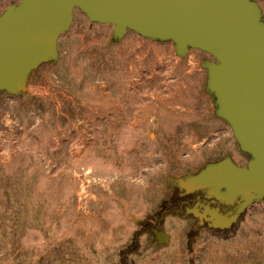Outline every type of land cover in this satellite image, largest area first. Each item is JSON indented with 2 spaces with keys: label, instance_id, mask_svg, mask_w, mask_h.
Here are the masks:
<instances>
[{
  "label": "rangeland",
  "instance_id": "obj_1",
  "mask_svg": "<svg viewBox=\"0 0 264 264\" xmlns=\"http://www.w3.org/2000/svg\"><path fill=\"white\" fill-rule=\"evenodd\" d=\"M215 62L74 10L57 57L0 91V264H117L147 221L166 236L140 234L129 264H264V200L228 236L174 210L210 157L249 161L208 89Z\"/></svg>",
  "mask_w": 264,
  "mask_h": 264
},
{
  "label": "water",
  "instance_id": "obj_2",
  "mask_svg": "<svg viewBox=\"0 0 264 264\" xmlns=\"http://www.w3.org/2000/svg\"><path fill=\"white\" fill-rule=\"evenodd\" d=\"M95 23L171 41L213 55L208 89L217 113L230 126L245 166L230 158L207 164L181 184L183 195L203 191L191 213L198 225L228 228L251 205L264 200V24L252 0H20L0 14V89L19 93L26 76L57 57V40L74 10ZM162 240L166 235L156 232Z\"/></svg>",
  "mask_w": 264,
  "mask_h": 264
},
{
  "label": "trees",
  "instance_id": "obj_3",
  "mask_svg": "<svg viewBox=\"0 0 264 264\" xmlns=\"http://www.w3.org/2000/svg\"><path fill=\"white\" fill-rule=\"evenodd\" d=\"M47 63V62H46ZM43 64H45V63H43ZM43 64H41V65H43ZM41 65H39V66H41ZM38 66V67H39ZM37 67V68H38ZM36 68V69H37ZM0 91H3V92H6L5 90H1L0 89ZM239 148V147H238ZM238 150H240V149H238ZM241 151V150H240ZM225 153V152H224ZM224 153H222V152H219L218 154H216L214 157H210L209 159H208V162L201 168V169H199L197 172H195V173H193V174H190L189 176H191V175H194V174H196V173H198L200 170H202L207 164H212V163H217V162H219V161H221V160H223L224 158H227V156H226V154H224ZM241 153L243 154V155H245L248 159H250V155L248 154V153H246V152H243V151H241ZM231 159V158H230ZM232 160V159H231ZM232 162L234 163V164H236L233 160H232ZM237 165V164H236ZM198 192L199 191H197V192H195V193H192V194H188V195H182V196H180L179 198H177V199H179V202H177V204H176V209H174V210H180V211H185V210H187L188 208H192L193 207V205H194V200H190L189 198H194L195 196H197L196 194H198ZM199 193H201V192H199ZM244 213V212H243ZM243 213L240 215V217H239V219H241L242 217H243ZM239 219H237L230 227H228V228H223V229H218V228H211V230H213V231H215V232H217V233H220V234H222V235H224V236H228L229 234H231V233H234V231H235V227H236V223H237V221L239 220ZM155 222H157L158 223V225H159V223H160V217H157V219H155ZM198 226V225H197ZM160 229V227L159 226H156L155 227V224H152L151 223V221H147L146 222V224L144 225V227H143V229L142 230H140V231H138L137 233H136V237H135V240H133L132 241V243L129 245V246H127V247H125V248H123V249H121V250H119V252H118V259H119V261H118V263L117 264H129V259H130V255L131 254H133L136 250H138L139 249V247H140V242H139V239H138V236L140 235V234H142V233H144V234H150L151 235V237L153 238H155V236H154V233H153V231H154V229ZM194 229H192L191 231L194 233H196L197 232V229L199 228L200 229V227H198V228H195V227H193Z\"/></svg>",
  "mask_w": 264,
  "mask_h": 264
},
{
  "label": "flooded vegetation",
  "instance_id": "obj_4",
  "mask_svg": "<svg viewBox=\"0 0 264 264\" xmlns=\"http://www.w3.org/2000/svg\"><path fill=\"white\" fill-rule=\"evenodd\" d=\"M256 3V5L258 6L259 8V13H260V21L264 24V0H261L260 1V4L258 2H256V0H252ZM201 192V193H199ZM198 194H200V196H195L194 198H189L190 200H194V205L193 207H196V203L199 202V201H203L205 198H204V195H203V191H199ZM200 208V207H199Z\"/></svg>",
  "mask_w": 264,
  "mask_h": 264
}]
</instances>
